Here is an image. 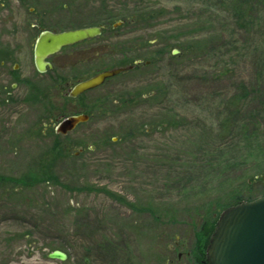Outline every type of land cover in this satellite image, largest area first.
I'll return each mask as SVG.
<instances>
[{
	"label": "rangeland",
	"instance_id": "1",
	"mask_svg": "<svg viewBox=\"0 0 264 264\" xmlns=\"http://www.w3.org/2000/svg\"><path fill=\"white\" fill-rule=\"evenodd\" d=\"M31 16L105 28L55 53L43 85L135 66L67 101L91 118L59 142L38 128L48 109L0 110V176L26 180L0 183V264H200L213 218L264 195L239 126L264 142V0H0V48L11 32L29 47Z\"/></svg>",
	"mask_w": 264,
	"mask_h": 264
},
{
	"label": "water",
	"instance_id": "2",
	"mask_svg": "<svg viewBox=\"0 0 264 264\" xmlns=\"http://www.w3.org/2000/svg\"><path fill=\"white\" fill-rule=\"evenodd\" d=\"M103 25L82 26L62 31L44 30L37 37L34 45V57L37 69L41 72L52 68L47 57L63 48L93 39L103 33ZM173 53H178L177 49ZM135 65L104 69L78 81L69 89V96L79 95L101 86L107 79ZM91 115L86 112L70 114L63 118L56 130L67 134L79 124L89 121ZM207 264H264V195L241 201L225 208L210 237L206 251ZM50 258L66 260L65 251L54 249Z\"/></svg>",
	"mask_w": 264,
	"mask_h": 264
},
{
	"label": "flooded vegetation",
	"instance_id": "3",
	"mask_svg": "<svg viewBox=\"0 0 264 264\" xmlns=\"http://www.w3.org/2000/svg\"><path fill=\"white\" fill-rule=\"evenodd\" d=\"M22 25L25 29L24 33L27 40H30V43L28 42L29 47L21 48L22 46H17L15 41L17 40L16 34L18 32H11L5 34V36L8 35L7 37L10 35L11 44L9 46L4 45L3 48H0V110L3 109L5 105H17V103L31 106L32 109L34 105L41 106L44 111L48 109L47 113L43 115L38 128L42 127L44 131L43 134L53 133L56 136V142H59V138L62 135L65 136L68 134L59 133L56 130L63 118L70 115L66 114L65 103L70 99H77L82 94L76 98L69 96L70 85L69 82L64 81V78H51L53 82L50 83V86L43 85L41 81L37 79L38 76L41 75H51L55 70V64L52 62V57L55 54L47 57V61H49L53 67L49 68V66H47L48 68L44 72L37 69L34 57V45L37 37L42 31L51 29L46 28L38 17L33 20V16L27 17ZM51 31L57 32V30L53 29ZM27 52H29V54ZM33 63L36 74L33 73ZM55 99L62 100V105H58L56 108L47 105ZM29 133L33 134V128L29 130ZM212 233L213 231L209 234L208 230H206L202 236L203 244L201 243L202 245L200 248L204 251V258L201 259L204 264L208 263L206 251Z\"/></svg>",
	"mask_w": 264,
	"mask_h": 264
},
{
	"label": "trees",
	"instance_id": "4",
	"mask_svg": "<svg viewBox=\"0 0 264 264\" xmlns=\"http://www.w3.org/2000/svg\"><path fill=\"white\" fill-rule=\"evenodd\" d=\"M136 14H138V15H131V17H133V19H136V20H142V19L145 18V17H143V15H142L141 12L136 13ZM148 14H149V17L152 16V14H151L150 11H148ZM104 30H105V28H104ZM104 30H103V32H104ZM70 100H73V99H70ZM228 120L230 122V119L229 118L228 119H225V121H224L225 122V124H224L225 126L226 125L227 126L229 125ZM239 126H240V131L242 132V134L244 136V141L247 144V147H246L247 148V150H246V156L247 157L248 156L256 157L255 159L259 158L260 155H263L264 154V148H263L264 142L261 139H259V136H258L259 134L257 132V127L253 126V128L250 129V128H248V126H245V125H239ZM55 150H57L58 152H62V151H60L58 149V147H56ZM44 174L45 173H43V172H38L37 174H35L33 176V173H29L25 177V179L29 180L28 182H30V183L37 182L36 180L33 179V177H35V179H37V180H39L38 177H40V180H42L41 179L42 177H46ZM44 180H46V179L43 178V181ZM25 181L26 180H24L22 177L21 178H18V179L17 178L14 179L12 177L0 176V183H7V182H10L11 183L12 182L14 184L16 183V184H19V185H22V184L24 185V184H26ZM217 218L219 219V217H217ZM217 218L216 217L213 218V221H216V223H217ZM216 223L214 222L212 224L213 226H212L211 232L214 231L213 229H215L214 227L216 226ZM199 259H200L199 263L202 264V262H201V256H200Z\"/></svg>",
	"mask_w": 264,
	"mask_h": 264
}]
</instances>
